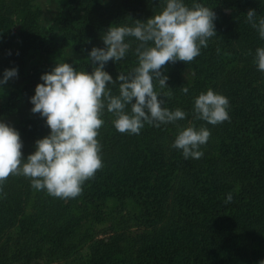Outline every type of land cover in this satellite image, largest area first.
<instances>
[{"label":"trees","instance_id":"trees-1","mask_svg":"<svg viewBox=\"0 0 264 264\" xmlns=\"http://www.w3.org/2000/svg\"><path fill=\"white\" fill-rule=\"evenodd\" d=\"M33 1L9 0L14 7L7 10V0H0V74L13 66L22 74L30 61H43V68L26 77L18 90L2 93L7 83L0 89L6 99L0 98V118L20 132L25 158L35 150V141L50 132L46 119L39 112L16 122L6 116L30 100L41 74L51 71L53 63L69 62L67 49L85 56L69 63L91 72L98 62H92L89 51L104 46L102 37L110 25L146 21L163 7V0H119L111 8L102 0H64L55 22L39 28ZM186 2L191 5L192 0ZM204 4L217 17L224 16L215 18L216 34L192 60L161 66L166 85L154 82L164 106L180 107L186 117L159 127L146 122L139 134H129L116 130L114 115L105 107L97 137L103 166L75 197L37 190L24 175L6 177L0 183V264H29L45 257L59 264L264 260V72L253 59L264 40L246 20L250 8L257 18L264 16V0ZM222 4L234 13L227 15ZM20 10L26 15L17 34L12 17ZM139 43H132L122 60L106 63L114 79L138 63ZM119 83L113 94H118ZM184 86L188 93L181 90ZM209 87L229 98L230 119L211 124L195 118L194 97ZM190 121L211 131L198 159H185L181 149L171 147ZM229 192L233 199L225 202ZM23 234L35 237L37 245L26 244Z\"/></svg>","mask_w":264,"mask_h":264},{"label":"clouds","instance_id":"clouds-1","mask_svg":"<svg viewBox=\"0 0 264 264\" xmlns=\"http://www.w3.org/2000/svg\"><path fill=\"white\" fill-rule=\"evenodd\" d=\"M215 18L214 9L199 0H192L191 5L186 0H163L162 9L146 21L110 25L102 37L104 46H93L89 51L92 62H98L91 72L63 61L42 73V82L36 84L30 97L31 111L46 119L50 132L35 141V150L25 158L20 132L0 118V183L10 174H19L30 177L37 190L75 197L103 166L97 137L105 107L114 115L116 130L129 134H139L146 122L159 127L184 119L187 113L182 108L164 106L166 101L158 98L161 92L154 88V82L166 85L168 76L161 71L166 62L190 61L200 54L202 46L207 47L208 38L216 34ZM246 20L264 40V16L257 18L256 10L250 8ZM126 37L140 42L135 49L138 63L114 79L105 65L110 59L126 57L131 46ZM253 59L264 72V45L256 47ZM18 74L16 66L5 68L0 87ZM117 81L119 91L113 94ZM181 90L189 91L187 86ZM229 105L226 95L209 87L194 97L193 112L196 119L216 124L230 119ZM210 134L208 127L190 121L178 131L171 147L181 149L185 159H198ZM232 199L229 192L225 202Z\"/></svg>","mask_w":264,"mask_h":264},{"label":"rangeland","instance_id":"rangeland-1","mask_svg":"<svg viewBox=\"0 0 264 264\" xmlns=\"http://www.w3.org/2000/svg\"><path fill=\"white\" fill-rule=\"evenodd\" d=\"M113 1H117L119 2V0H102V4L105 8H111V3ZM228 0H204L203 3H209L210 5L213 6H221V3H224ZM63 2L64 0H34L32 2V6H33V11L36 14L35 15V19L38 22L39 28H44V27H49L51 26L55 20L59 17L60 12L63 8ZM7 5V10H13L14 7V3H10L9 0H7V2H5ZM223 5L224 8V12L227 15H231L234 13V11L232 9H229L226 5V7ZM26 15V10H20L19 13H17L16 15H14L12 18L14 20V25L12 27L13 31L17 34H19L21 32V27H22V17ZM217 18H221L223 19L224 16L221 17H217ZM126 40L130 41L131 44L135 43L137 44L138 40L135 37H129L126 38ZM65 60L69 61V62H78V61H83L85 59V56L83 55H77L76 53H74L72 50L67 49L64 55ZM52 66H55V64L53 63L50 67L52 68ZM9 68V67H8ZM43 68V61L39 60V59H34L32 61H30L29 63H27L25 65V67L22 69L21 73L22 74H18V77H14L8 80L7 82V86L6 88L3 90L2 93H8L9 91H15L18 90L22 84L25 82V78L32 76L33 74L37 73L38 71H40ZM188 71L190 72V76L194 75V72L192 70H190V67L187 68ZM23 70H24V74H23ZM1 89V87H0ZM9 90V91H8ZM4 95H1V100H3L2 102L6 101V99H2ZM33 107L31 100H26L24 102H22L21 104H19L15 111L12 114H7L6 119L10 122L13 121H20L22 119H26L27 117H29V115L31 114V108ZM24 235V239H25V243H30V242H34V245H37V240L35 239V237H33L30 234H23ZM36 247V246H35ZM29 264H59L57 262H54L52 259H50L49 257H45L44 259H34L32 263Z\"/></svg>","mask_w":264,"mask_h":264}]
</instances>
